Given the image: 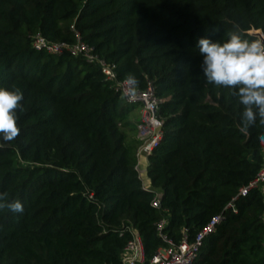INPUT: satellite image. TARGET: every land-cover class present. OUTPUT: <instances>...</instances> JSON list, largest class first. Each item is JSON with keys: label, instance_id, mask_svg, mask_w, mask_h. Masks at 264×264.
<instances>
[{"label": "trees", "instance_id": "trees-1", "mask_svg": "<svg viewBox=\"0 0 264 264\" xmlns=\"http://www.w3.org/2000/svg\"><path fill=\"white\" fill-rule=\"evenodd\" d=\"M233 25L263 40L264 0H0V88H19L25 109L19 136L0 138V193L24 209H0V264H121L131 228L150 260L161 235L191 242L216 216L193 264H264V196L236 198L263 167L264 128L239 131L242 105L206 83L197 48L200 38L226 42ZM37 36L79 38L119 81L152 86L164 122L149 189L138 141L118 128L137 105L97 63L35 51Z\"/></svg>", "mask_w": 264, "mask_h": 264}, {"label": "clouds", "instance_id": "clouds-1", "mask_svg": "<svg viewBox=\"0 0 264 264\" xmlns=\"http://www.w3.org/2000/svg\"><path fill=\"white\" fill-rule=\"evenodd\" d=\"M226 42H213L200 38L197 42L200 65L206 83L228 88L242 105L239 131L245 136L257 125L264 128V40H249L242 35L239 25ZM214 34V33H213ZM139 80L128 75L122 82L123 95L130 101L139 94ZM23 93L19 88H0V138L12 142L20 134L18 113L25 109ZM259 144L264 146V133L258 135ZM7 208L12 213H22L19 200L9 202L7 193H0V209Z\"/></svg>", "mask_w": 264, "mask_h": 264}, {"label": "built area", "instance_id": "built-area-1", "mask_svg": "<svg viewBox=\"0 0 264 264\" xmlns=\"http://www.w3.org/2000/svg\"><path fill=\"white\" fill-rule=\"evenodd\" d=\"M32 46L35 51H44L52 55L68 53L72 57H82L90 63H97L105 80L111 83L112 88L119 94L121 99L128 104H137L140 107V118L135 125L136 139L138 141L137 159L141 155L149 157L153 153L162 139L164 121L158 117L159 101L155 97L152 86L149 85L145 90H139L137 98L130 101L123 95V81L117 79L114 66L107 65L99 60L96 62L95 57L91 53V49L82 43L79 38L76 44L70 46L64 43L52 44L45 41L42 37L37 36ZM256 188H259L264 196V164L257 174V177L247 186L241 188L236 198L244 197ZM159 203L160 195H157L153 206L158 207ZM230 206L232 207V205ZM221 219L222 217L220 216L212 218L207 227L191 242L183 239L176 244L161 235V239L166 245L163 248H159L150 260H146L145 258L144 248L138 232L134 228H131L130 240L125 245L121 255V264H193L203 239L215 230L216 225ZM165 225V221L159 222L157 226L158 230L161 231Z\"/></svg>", "mask_w": 264, "mask_h": 264}, {"label": "crops", "instance_id": "crops-1", "mask_svg": "<svg viewBox=\"0 0 264 264\" xmlns=\"http://www.w3.org/2000/svg\"><path fill=\"white\" fill-rule=\"evenodd\" d=\"M133 113H134L133 111L130 113V118L133 116ZM138 115H139V110H138ZM130 118H129V120H130V123L133 124V128H132V134H131V136H130V134H128L126 132L128 134L127 135V140L129 142L130 141L134 142V141H136L135 125H136L137 121L136 120H132ZM148 165H149V157L144 156V155H141L137 159L136 169H137V171L139 173V177H140V179H141V181L143 183V187L146 188V189H149L150 188V181H149V179L147 178V175H146V169H147ZM143 175L147 179V181L145 183L143 182V178H142Z\"/></svg>", "mask_w": 264, "mask_h": 264}, {"label": "rangeland", "instance_id": "rangeland-1", "mask_svg": "<svg viewBox=\"0 0 264 264\" xmlns=\"http://www.w3.org/2000/svg\"><path fill=\"white\" fill-rule=\"evenodd\" d=\"M135 105H137V104H135ZM138 110H139V115H138ZM134 113H133V116L130 118V113L128 114V119L126 120V121H124V122H128V123H130V120H129V118L130 119H132V120H136L137 122H138V120H139V118H140V113H141V111H140V107L137 105L136 106V108L134 109V110H132ZM131 111V112H132ZM124 122H122V123H118V128H119V130L120 131H122V133L123 132H127L128 134H130V136H131V134H132V127H129V126H124L125 124H124ZM126 133V134H127ZM127 134V135H128ZM137 140V139H136ZM142 178H143V182L145 183L146 181H147V179L144 177V175L142 176Z\"/></svg>", "mask_w": 264, "mask_h": 264}, {"label": "water", "instance_id": "water-1", "mask_svg": "<svg viewBox=\"0 0 264 264\" xmlns=\"http://www.w3.org/2000/svg\"><path fill=\"white\" fill-rule=\"evenodd\" d=\"M262 39L264 40V37H262Z\"/></svg>", "mask_w": 264, "mask_h": 264}]
</instances>
